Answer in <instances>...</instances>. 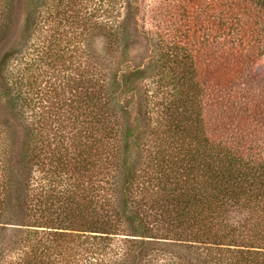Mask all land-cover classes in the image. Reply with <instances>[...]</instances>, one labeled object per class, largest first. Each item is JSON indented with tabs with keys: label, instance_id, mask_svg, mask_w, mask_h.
Returning <instances> with one entry per match:
<instances>
[{
	"label": "trees",
	"instance_id": "obj_1",
	"mask_svg": "<svg viewBox=\"0 0 264 264\" xmlns=\"http://www.w3.org/2000/svg\"><path fill=\"white\" fill-rule=\"evenodd\" d=\"M92 1L114 67L86 78L95 53L81 54L79 16L54 22V0H33L28 31L45 29L1 60L0 100L27 119L29 178L20 201L19 180L0 177V264H264V0ZM147 7L171 51L132 68L121 19Z\"/></svg>",
	"mask_w": 264,
	"mask_h": 264
},
{
	"label": "rangeland",
	"instance_id": "obj_2",
	"mask_svg": "<svg viewBox=\"0 0 264 264\" xmlns=\"http://www.w3.org/2000/svg\"><path fill=\"white\" fill-rule=\"evenodd\" d=\"M68 1L69 0H54V2L50 3V5H59L61 11L63 12L57 14V11H55L53 13L54 16H56L54 18V22L56 24H62V30L65 28V18H72L70 15H74L75 19L79 16L72 25L75 28H80V30L84 31V34L89 41V45L93 42V45L89 46L85 39L82 40V43L85 42L84 49L81 52L83 58L87 57L90 53L92 55L95 53V59H90L88 63L86 58L85 60L83 59L82 65L84 69L82 72L86 73V75L84 74L86 78L88 72H90L94 65L102 66L104 64L105 67L107 65H110L111 68L114 67L116 61L113 60V58H110L109 55L106 56V47L109 46L110 43L102 37V25L106 19L103 16L105 15L102 12L103 9H101L98 5L99 2L94 4L92 0H77L78 5L75 10L70 13H64L67 9ZM157 1L142 0V3H145V6L146 4H149L148 6L152 8L153 5L159 3ZM47 5L49 7V4ZM1 6L5 7L7 15H5L3 20L4 27L0 30V63L2 58L8 54H16V56H18L24 53L30 45V41L36 42V33L45 29V27L42 28L39 26L40 29L36 32L28 31V19L34 15L35 11L33 0H3L0 3V7ZM149 7H147L146 10V19L142 14H139L136 11H133L134 13L129 14V16L125 15L126 17L124 16L121 19L122 23L120 28L126 37V53L124 57L121 58V62L127 63V65L132 68H144L149 64L154 65L155 67L158 65L160 66L162 54L166 51H171V44H169V42L168 44L165 43V41L162 40L163 35L154 28L149 17L151 12ZM50 12L51 11H47L46 14H50ZM42 13L36 17L35 24H37L39 20L42 22L41 19L44 16V13ZM96 20L101 24L96 22ZM64 33H67V31ZM46 36L47 35L45 34V37ZM59 38H63V41L61 42V49L58 51L65 56L70 57L72 49L69 47L71 45L67 44L68 38L61 37V35ZM69 64L70 63L68 62L67 66H70ZM68 68L69 70L71 69V67ZM1 80L2 77L0 75V82ZM145 84L147 85L148 83L145 82ZM149 90L150 92L153 91L151 84ZM145 92V89L140 92L133 105L136 112H140L142 114L148 106V99L145 96ZM28 142L29 137L26 117L11 112L2 100H0V177L3 176L6 180L16 177V179L19 180L20 188L16 194L14 192V195H16L15 197H18L20 201H24L26 196V179L29 178V175L23 170L18 169V164L22 159L21 156L24 154V150ZM2 150H5L6 153H3ZM3 162H5V164H3ZM4 166L5 168H3ZM4 193L8 194V191L6 190ZM124 252H127V250L124 249ZM165 259H167V256L157 257L158 264L164 262Z\"/></svg>",
	"mask_w": 264,
	"mask_h": 264
}]
</instances>
